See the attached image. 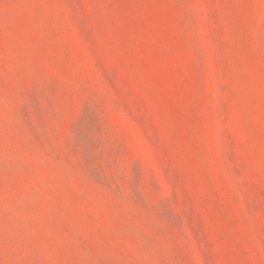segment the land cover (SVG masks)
Returning <instances> with one entry per match:
<instances>
[{
	"label": "rangeland",
	"instance_id": "rangeland-1",
	"mask_svg": "<svg viewBox=\"0 0 264 264\" xmlns=\"http://www.w3.org/2000/svg\"><path fill=\"white\" fill-rule=\"evenodd\" d=\"M0 264H264V0H0Z\"/></svg>",
	"mask_w": 264,
	"mask_h": 264
}]
</instances>
